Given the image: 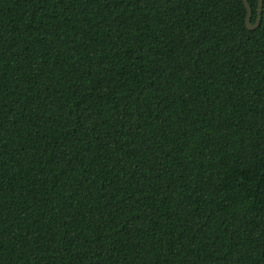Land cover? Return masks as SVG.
<instances>
[{"label":"trees","instance_id":"16d2710c","mask_svg":"<svg viewBox=\"0 0 264 264\" xmlns=\"http://www.w3.org/2000/svg\"><path fill=\"white\" fill-rule=\"evenodd\" d=\"M245 16L0 0V264H264V0Z\"/></svg>","mask_w":264,"mask_h":264},{"label":"water","instance_id":"95a60500","mask_svg":"<svg viewBox=\"0 0 264 264\" xmlns=\"http://www.w3.org/2000/svg\"><path fill=\"white\" fill-rule=\"evenodd\" d=\"M242 2H243V5L246 9L245 27L247 30L252 31V30L256 29L260 23L262 7H263V0H258L257 16H256V21L254 24L251 23L252 11H251V7L248 4V1L242 0Z\"/></svg>","mask_w":264,"mask_h":264}]
</instances>
